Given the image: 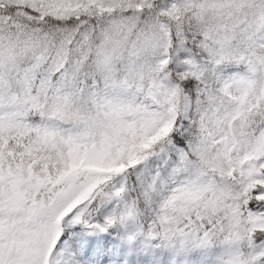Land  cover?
I'll return each mask as SVG.
<instances>
[{"label":"snow or ice","instance_id":"snow-or-ice-1","mask_svg":"<svg viewBox=\"0 0 264 264\" xmlns=\"http://www.w3.org/2000/svg\"><path fill=\"white\" fill-rule=\"evenodd\" d=\"M0 264H264V0H0Z\"/></svg>","mask_w":264,"mask_h":264}]
</instances>
